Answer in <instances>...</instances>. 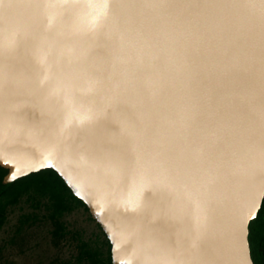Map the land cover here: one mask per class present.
<instances>
[{"label":"snow or ice","instance_id":"1","mask_svg":"<svg viewBox=\"0 0 264 264\" xmlns=\"http://www.w3.org/2000/svg\"><path fill=\"white\" fill-rule=\"evenodd\" d=\"M246 6L255 15L241 32L212 13L224 7L215 0H161L147 7L163 15L125 20L127 31L112 43L97 34L122 4L37 3V31L57 30L65 43L39 50L35 80L31 68L10 70L5 119L16 134L0 142L5 180L55 171L99 217L113 264H133L120 259L127 253L135 264H185L193 253L200 264L212 258L253 264L248 236L259 213L255 199L241 207L224 253L208 247L217 181L224 174L244 176L264 188V0ZM81 7L90 11L81 15ZM85 38L90 45L73 46ZM126 41L144 53V67L158 63L170 71L116 72ZM96 60L104 72L93 66ZM98 96L103 103L95 102ZM53 102L63 109L58 137L44 134ZM73 134L69 156L66 141ZM66 165L81 183L65 176ZM114 209L124 216L119 234L109 224ZM184 224L190 231L177 230ZM259 243L264 247V237Z\"/></svg>","mask_w":264,"mask_h":264},{"label":"water","instance_id":"2","mask_svg":"<svg viewBox=\"0 0 264 264\" xmlns=\"http://www.w3.org/2000/svg\"><path fill=\"white\" fill-rule=\"evenodd\" d=\"M42 2H46V0H0V142L14 138L16 134L15 125H12L5 119V112L8 108L6 104V95H8L6 81L10 70L20 65L31 68L33 73L32 78L35 80L38 74L36 61L39 50L45 45H49L54 49L65 43L63 37L57 34V30H53L51 33L43 30L37 31L35 21L38 15H40V12L35 5ZM52 2H63V0H52ZM67 2L82 6L88 4L97 5L102 2L111 5H116L117 3L122 4L123 7L119 11L113 8L104 29L101 33L97 34L101 39H107L112 43H115L117 37L127 31V26L124 23L125 20H131L137 16L151 18L164 14L161 9L147 7L149 4L159 3L161 0H67ZM166 2L183 4L190 2V0H166ZM215 2L224 5V7L213 9L212 13L218 17L226 18L235 29H239L241 32L246 30L249 19L255 15V10L246 6L249 0H215ZM256 2L259 3V0H256ZM77 11L81 15H86L90 9L81 7ZM255 40L258 47V28L256 30ZM10 41L14 42L11 49L9 47ZM72 43L73 46L85 47L90 45L91 40L85 38ZM123 56L124 63L115 69L116 72H122L131 76L143 70L145 76H152L154 71L161 73L170 71L169 68H165L158 63L154 64L153 69L144 67L147 63L144 53L137 46L129 44L127 41L125 42ZM92 63L96 70L101 72L106 70V65L100 60L93 61ZM15 91L13 89L12 93L14 94ZM95 102L101 104L103 103V99L99 96L95 97ZM62 118L63 109L58 103L53 102L51 104L50 116L44 128V134L49 137H58ZM96 135H103L102 130H97ZM75 142L74 134L73 139L66 141V149L69 156H71ZM66 168L65 176L71 178L75 183H81V180L72 168L67 165ZM6 182L9 183L10 181ZM71 189L74 192L72 187ZM262 191H264V188L261 187L259 181L252 183L244 176L224 174L217 181L213 188V195L208 209V247L211 251L217 254H223L228 248L231 228L241 207L255 199L260 213L264 204V200L260 199ZM113 199L119 200V196L115 195ZM82 200L85 201V199ZM90 212L98 222L99 217L94 216L91 209ZM123 220L124 216L118 209H114L109 217V224L117 234H119L118 225ZM103 230L105 232L104 228ZM177 230L190 231V225L184 224ZM248 240L251 243L250 234ZM251 258L253 264H256L253 258L252 245ZM120 259L131 260L135 264V258L131 253L121 254ZM184 259L185 264H200V258L195 253L186 256ZM211 264H215V258H212Z\"/></svg>","mask_w":264,"mask_h":264},{"label":"trees","instance_id":"3","mask_svg":"<svg viewBox=\"0 0 264 264\" xmlns=\"http://www.w3.org/2000/svg\"><path fill=\"white\" fill-rule=\"evenodd\" d=\"M7 171L6 167L0 168V230L9 224L10 217L17 208L21 213L12 227L11 235L3 243L0 242V264H14V257L26 252L25 246L30 241L29 229L41 215L53 225L55 245L59 246L64 239H76L79 247L75 261L70 259L58 263V259H55L48 264H113L109 241L103 228L91 214L86 202L73 194L71 187L60 175L51 169H45L19 181L7 183ZM80 207L89 211L90 218L97 222L99 231L95 232L96 239L86 237L81 229H69L65 216ZM263 211L264 204L259 216L250 225V240L256 264H264V247L259 243L264 237V223L260 221ZM69 234L71 238L68 237ZM15 245L20 247V252H14Z\"/></svg>","mask_w":264,"mask_h":264},{"label":"rangeland","instance_id":"4","mask_svg":"<svg viewBox=\"0 0 264 264\" xmlns=\"http://www.w3.org/2000/svg\"><path fill=\"white\" fill-rule=\"evenodd\" d=\"M21 210H17L11 215L10 222L0 230V242H4L12 233L13 225L18 221ZM65 220L69 229H81L88 238L96 239L95 232L99 231L97 222L90 218V212L80 207L73 210L65 216ZM264 223V211L260 219ZM259 222V220H258ZM257 222V223H258ZM53 225L51 221L43 219L42 215L37 223L29 229L30 241L25 246L26 252L19 253L15 256L14 264H48L50 261L58 259V263L62 260H76L79 251L78 241L76 239H64L59 245H55L53 241ZM71 238V234L69 236ZM14 252H20V247L15 245ZM79 264H86L85 262Z\"/></svg>","mask_w":264,"mask_h":264},{"label":"flooded vegetation","instance_id":"5","mask_svg":"<svg viewBox=\"0 0 264 264\" xmlns=\"http://www.w3.org/2000/svg\"><path fill=\"white\" fill-rule=\"evenodd\" d=\"M253 257H254V255H253ZM254 260H255V258H254ZM255 262H256V260H255Z\"/></svg>","mask_w":264,"mask_h":264}]
</instances>
